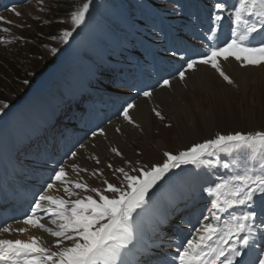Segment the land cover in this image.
Returning a JSON list of instances; mask_svg holds the SVG:
<instances>
[{
    "label": "snow or ice",
    "instance_id": "obj_1",
    "mask_svg": "<svg viewBox=\"0 0 264 264\" xmlns=\"http://www.w3.org/2000/svg\"><path fill=\"white\" fill-rule=\"evenodd\" d=\"M38 3L43 5V0H38ZM92 3L93 0H86L70 13L73 27L58 37L63 43L67 44L73 33L85 24ZM212 7L207 30L210 35L206 37L209 43L204 46L207 50L197 53L195 58L191 55L186 59L182 57L183 63L174 78L185 82L189 72L203 65L235 87L236 81L225 72L222 62L231 58L240 67L264 65V0H236L230 7L227 0H213ZM10 11L16 16L21 15L15 8ZM225 13L232 25L230 37L222 44L212 43L218 39V27ZM4 19L0 17V21ZM2 31L8 33L10 30L4 27ZM51 38L57 39L55 36ZM51 51L55 54L58 50L52 48ZM113 84L117 88L123 86L116 79ZM161 87H172L171 81L163 79ZM142 95L150 101L153 93L143 91ZM3 107L8 105L5 103ZM137 107L134 102L126 103L121 106L119 114L128 124L140 128L132 115ZM151 111L160 120L165 119L158 106ZM115 131L120 132L121 129L117 127ZM97 135L106 137V132L101 128L98 133H92L93 138ZM79 147L83 149L86 146L81 143ZM242 150L250 152L259 166L248 167L245 164L242 172L213 181L203 188L202 191L210 198L207 214L196 219L188 237L175 241V255L152 264H264V131L217 132L178 153L165 151L162 161L151 166L137 167L139 162L125 161L130 171L108 164L107 167L119 173L122 179L119 186L103 180L106 185L103 190L91 188L80 177V172L89 171L87 168L70 165L71 173L76 177L72 178L66 166L55 160L54 164L59 166L52 168L50 182L32 194L34 199L30 208L21 219L14 220L15 225L23 226L16 227L7 222L0 225V237H19L38 229L54 238L52 244L44 246L42 237L36 235H29L27 239L0 238V264H141L138 259H130L136 248L134 226L137 218L153 207V200L162 185L178 187L187 183L186 178L175 170L184 165L211 166L209 157ZM110 151L123 159V153L117 147ZM70 156L74 159L78 152L71 151ZM89 158L101 163L98 156ZM215 163L221 165L219 159ZM221 166L230 168L227 162ZM98 174L103 176L100 169L91 173L94 177ZM57 183L61 187H57ZM61 188L63 196L49 194L59 193ZM81 191L94 193L95 197L81 196ZM236 209H240L239 214H236ZM225 213L229 218L222 223V214Z\"/></svg>",
    "mask_w": 264,
    "mask_h": 264
},
{
    "label": "rangeland",
    "instance_id": "obj_2",
    "mask_svg": "<svg viewBox=\"0 0 264 264\" xmlns=\"http://www.w3.org/2000/svg\"><path fill=\"white\" fill-rule=\"evenodd\" d=\"M64 1L65 0H43V5H41L40 3H38V0H0V17L5 18L4 21H0V92L3 91V89L5 90V93H0V108H3V110H7L3 107L5 103L8 105L15 98H18L20 97V95H22L26 87L25 85L23 87L21 83L25 81V79L28 78V82L26 84L27 87L29 86L30 90L33 89L36 85L35 83H37L40 79L44 80L48 75L50 71L49 67L58 64L63 53L67 52L68 48L74 46L75 40H77L78 37V33L74 32L73 36L69 39V42L67 44L63 43L58 37L64 30L72 29L73 25L71 23L70 13L81 7L82 4L86 2V0H70V2L73 3V6L72 9L67 12V14L58 9V7H60V5ZM99 1L100 0H93L92 5H94L96 8H100ZM42 7L43 10H41ZM12 8H15L17 11H19L21 15L16 16L14 12L10 11V9ZM45 21H47V23H45ZM4 27L9 28L10 31L8 33L3 32L2 29ZM53 36L57 37V39H52L51 37ZM52 48H56L58 51L53 54L51 51ZM12 68L23 71L24 73L26 72L25 76L20 73V78H18L20 79V83L18 82V80H15L14 77H12ZM7 75L9 77L8 79H6L5 88H3L1 87V80H5ZM72 81L74 82V77H72ZM76 81H78V79ZM236 91L237 89L235 88L234 92L236 93ZM199 94L203 93L200 92ZM232 101L233 100L227 102L233 112L232 119L229 120L226 115L225 118H223L222 114H220L218 120L219 122L217 124V131H215L213 135H215V133L217 132L227 134L231 132L230 129L232 127L235 129L238 128L237 131L240 132H250L247 130V126L245 125L244 120L241 118V115L238 112L237 104L232 105ZM157 106L158 110H160L161 106H159L157 102L153 100L150 105L151 109ZM151 109L150 120L152 122L151 125H153V128L152 132L150 130V133L152 134L154 139L162 140L164 149L161 150V152H158L151 141L143 140L142 138L140 141H137L136 136L131 135L129 131H136L138 135L141 136V128H132L131 126L124 125V130L122 133L123 135L119 134V137L122 136L124 141L123 145H125V147L133 146V148H131L133 149V151L130 152V156L123 154V160L116 158L114 161L115 164H117V167L126 166L125 161L139 162L136 165L137 167L141 166L143 162H146L147 165L151 166L153 163L162 161V152L170 151L172 153H176L180 150L185 149V146L182 147L180 145V147L179 143L175 141L179 138L178 128L174 124H172V122H168V118L166 117V115H164L165 120L161 121L160 123L156 122L154 117L152 116ZM1 112L2 111H0V115ZM168 125H171V127H169ZM127 127H130L131 129ZM262 127H264V125ZM23 128L24 129L20 130V132L25 134L26 128ZM197 128L199 133L204 130L203 125L199 123L197 124ZM150 133L148 134L150 135ZM152 136H149L148 138ZM106 138V140L112 141L111 137L107 134ZM103 141H105V139ZM99 143L101 146L99 145ZM134 143H136L137 145H134ZM153 143L157 144V142L154 141ZM193 143L198 142H192L186 147L190 146ZM93 144L99 149H102L103 146L105 147V151L103 152H106L104 154V157H106L100 159V161H106L109 156L108 151L112 147L99 141H95L93 142ZM115 146L119 149L117 145ZM93 147L87 148L86 150L84 149L83 155L85 159L87 158V156L93 153ZM143 148L147 150H156V156L151 155L150 152H146L149 153L146 156L144 154L145 150H143ZM229 154L230 153H219L217 157H209L208 159L212 162L211 166H189L185 171V174L188 175V180L191 181V183L200 182V180L205 178V176L207 175V173L205 172L206 170H217L218 167L221 166L218 165L217 167L215 163L220 155L223 156L220 161H223L225 163L226 159L224 157ZM74 161L86 162V160H83L81 158H74L73 160H70L68 164L72 165L75 163ZM86 164L88 163L86 162ZM213 179L216 180L215 173H213ZM237 210L239 209H236L235 211Z\"/></svg>",
    "mask_w": 264,
    "mask_h": 264
},
{
    "label": "bare ground",
    "instance_id": "obj_3",
    "mask_svg": "<svg viewBox=\"0 0 264 264\" xmlns=\"http://www.w3.org/2000/svg\"><path fill=\"white\" fill-rule=\"evenodd\" d=\"M222 66L225 72L236 81L235 87L232 85H225L218 74H215V71L211 70L209 67L198 66L197 71L188 75L184 82L186 88L172 82L170 90L161 89L153 94L152 100H155V102L161 106V114L163 116L166 115L168 122H172V124L178 128L179 138L175 141L179 143V146L186 147L192 142H197L212 136L213 133L217 131L220 114H222L223 118H225L226 115V117L231 120L233 112L227 103L230 102V100H233L232 105L237 104L238 112L244 120L248 131H264V127H262L264 125V65L239 68V63L232 59L228 64ZM235 88L237 89L236 93L234 92ZM200 92L203 94H199ZM136 104L138 107L132 115L140 124L142 135L139 136L136 131H129V133L136 136L137 141H140L141 138L151 141L156 150L161 152V150L164 149L162 140L154 139L150 133V130L152 132L153 125H151L152 122L150 120L151 107L149 106V102L140 100ZM154 119L158 123L163 121L157 116H154ZM198 123L202 124L204 127V130L201 131L202 135L197 130ZM237 129L232 127L230 130L231 132H235ZM108 133L112 135V143L117 145L123 154L130 156V152L133 151V149H131L133 146L125 147V145H123V138H119L112 127L108 128ZM148 133H150V135ZM149 136L152 137L148 138ZM96 140H100V138ZM153 141L157 142V144L153 143ZM134 145L137 144L134 143ZM102 150L105 151L104 146ZM143 150H145L144 154L146 156L149 154L146 152H150L151 155L156 156V150H147L144 148ZM67 170L70 172V169L67 168ZM29 183L34 182L33 180H29ZM51 194L53 195L52 192ZM16 195L20 196L18 194ZM16 195H14V197H12L13 200L10 201L11 207L8 206L10 210L7 209L9 211L5 212L2 211L4 209H1L0 219L3 221L2 224L5 222L14 224L15 216L24 211L25 207H28L32 201V199L26 197L25 200L29 201L27 202L28 204L21 205ZM2 213H6V215L3 216ZM14 226L21 227L23 225L14 224ZM29 235L42 237V243L46 246L54 240L53 237L38 229L30 230L28 233L20 235L19 237L15 235H5L0 238L27 239ZM164 239L167 240V238Z\"/></svg>",
    "mask_w": 264,
    "mask_h": 264
},
{
    "label": "trees",
    "instance_id": "obj_4",
    "mask_svg": "<svg viewBox=\"0 0 264 264\" xmlns=\"http://www.w3.org/2000/svg\"><path fill=\"white\" fill-rule=\"evenodd\" d=\"M72 6H73V3L70 2V0H65L61 5L60 7H58L59 10L63 11V13L67 14V12L72 9ZM59 16V15H58ZM57 16V17H58ZM12 73H13V76L15 80H18V82L20 83V73L25 76L26 72L24 73L23 71H19L18 69H14L12 68ZM8 75L7 77L5 78V80H1V87L5 88V83H6V79H8ZM0 93H5V90L3 89V91H1Z\"/></svg>",
    "mask_w": 264,
    "mask_h": 264
}]
</instances>
